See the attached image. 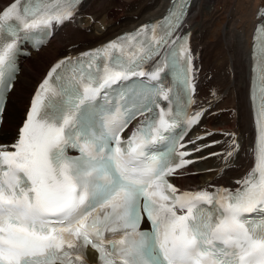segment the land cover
I'll use <instances>...</instances> for the list:
<instances>
[{"label": "snow or ice", "instance_id": "1", "mask_svg": "<svg viewBox=\"0 0 264 264\" xmlns=\"http://www.w3.org/2000/svg\"><path fill=\"white\" fill-rule=\"evenodd\" d=\"M80 2L12 0L0 9V117L18 71L19 43L34 32L50 34ZM187 6L188 0H173L160 21L51 66L14 150L0 146V264H87L89 247L98 264H264V7L252 44L253 164L235 188L181 192L170 178L192 161L177 148L203 115L185 110L195 91L188 37L172 38ZM165 66L174 87L159 86ZM132 77H148L150 86L128 94L131 107L111 127L93 101ZM106 115L119 119L115 111ZM137 115L144 118L122 140Z\"/></svg>", "mask_w": 264, "mask_h": 264}, {"label": "bare ground", "instance_id": "2", "mask_svg": "<svg viewBox=\"0 0 264 264\" xmlns=\"http://www.w3.org/2000/svg\"><path fill=\"white\" fill-rule=\"evenodd\" d=\"M11 2L0 0V9ZM234 2V12L214 44H208L206 39L225 0H193V7L181 24L182 30L190 33L192 41L197 85L193 112H203L199 123L192 129V137L197 138L196 146L201 147L198 156L204 159L203 166L197 168L202 171H194L190 166L173 177L179 190L210 188V185L235 188V181L241 179L253 164L252 147L256 132L254 108L249 98L251 44L257 14L264 7V0ZM170 4V0H84L70 20L55 24L56 37L22 64L4 108L0 145L12 150L11 145L17 140L33 93L58 58L100 48L142 25L154 24L163 18ZM74 19L80 26L74 23ZM61 47L65 49L61 51ZM233 133L239 145L235 151ZM228 152L233 154L226 160ZM96 254L87 250L90 263H95Z\"/></svg>", "mask_w": 264, "mask_h": 264}, {"label": "rangeland", "instance_id": "3", "mask_svg": "<svg viewBox=\"0 0 264 264\" xmlns=\"http://www.w3.org/2000/svg\"><path fill=\"white\" fill-rule=\"evenodd\" d=\"M148 1V0H146ZM194 4V2H193ZM235 5L236 3L234 2V0H225V5L222 8V11L220 13V15H216L214 18V23L211 29V32L209 33V37L206 39L207 43H215V40L217 38H219L220 36H222L223 34V30L226 27L228 20L230 19V16L233 14L234 9H235ZM193 7V6H192ZM126 17V16H125ZM122 18H124V16H122ZM78 25H80V23H77ZM87 32H90L89 30ZM61 51H63V49H65L64 47L60 48ZM210 57V56H209ZM237 80V79H236ZM198 167H202V162L197 164Z\"/></svg>", "mask_w": 264, "mask_h": 264}]
</instances>
